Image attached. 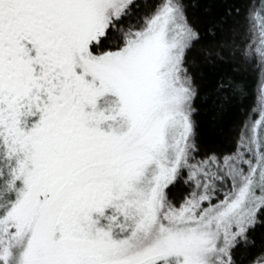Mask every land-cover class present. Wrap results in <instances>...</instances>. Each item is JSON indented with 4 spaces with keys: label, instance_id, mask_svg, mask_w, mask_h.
Returning a JSON list of instances; mask_svg holds the SVG:
<instances>
[{
    "label": "snow or ice",
    "instance_id": "6c2138e0",
    "mask_svg": "<svg viewBox=\"0 0 264 264\" xmlns=\"http://www.w3.org/2000/svg\"><path fill=\"white\" fill-rule=\"evenodd\" d=\"M217 3L0 0V264H264V0ZM205 64L218 115L259 76L226 144Z\"/></svg>",
    "mask_w": 264,
    "mask_h": 264
},
{
    "label": "trees",
    "instance_id": "16d2710c",
    "mask_svg": "<svg viewBox=\"0 0 264 264\" xmlns=\"http://www.w3.org/2000/svg\"><path fill=\"white\" fill-rule=\"evenodd\" d=\"M193 3L196 0H192ZM200 3H207L208 0H199ZM232 0H218L211 18L219 19L225 16L227 8L231 5ZM197 17L204 15L203 9H193ZM230 36V28L220 33V40H226ZM228 69V65H218L213 67L211 64H205L201 68L202 79L200 81L205 95H202L199 122L203 139L212 144L228 143L237 132L242 121H245L251 115L258 98L259 76L252 72L247 66H242L237 71L238 76L242 79L247 91L244 97L238 98L235 102L225 108L223 115H218L212 99L206 96L211 93L215 84L217 75ZM259 237V233H257Z\"/></svg>",
    "mask_w": 264,
    "mask_h": 264
}]
</instances>
